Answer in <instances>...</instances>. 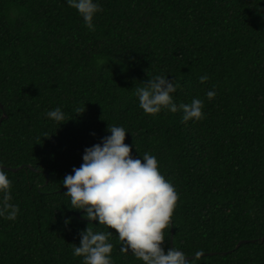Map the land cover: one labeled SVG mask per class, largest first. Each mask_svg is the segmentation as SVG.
<instances>
[{
	"label": "trees",
	"instance_id": "obj_1",
	"mask_svg": "<svg viewBox=\"0 0 264 264\" xmlns=\"http://www.w3.org/2000/svg\"><path fill=\"white\" fill-rule=\"evenodd\" d=\"M100 4L89 30L66 0H0V165L17 168L6 170L18 205L0 217V264H82L71 243L88 220L61 181L107 124L175 187L165 250L171 237L205 253L193 264H264V0ZM157 73L177 82V104L200 97L203 118L145 113L133 86ZM55 106L67 121L45 115ZM110 239L113 264H142Z\"/></svg>",
	"mask_w": 264,
	"mask_h": 264
},
{
	"label": "clouds",
	"instance_id": "obj_2",
	"mask_svg": "<svg viewBox=\"0 0 264 264\" xmlns=\"http://www.w3.org/2000/svg\"><path fill=\"white\" fill-rule=\"evenodd\" d=\"M66 3L78 12L89 30L94 29L93 18L101 10L100 0H66ZM198 79L205 81L208 76L202 74ZM133 87L139 107L147 114H157L163 109L174 113L179 109L184 121L203 118V100L193 96L190 102L177 104L172 94L178 84L165 74H154ZM214 95L213 88L205 91L208 98ZM83 109L77 107L75 114ZM45 115L59 124L67 121L60 106L47 110ZM106 133L100 142L84 148L82 162L73 166L71 173H65L61 181L71 204L67 207L82 210L81 216L88 220L78 230L79 243H71L72 255L79 256L82 264H113L110 238L115 233L122 242L120 251L131 252L142 264H193L182 249L172 246L165 250L162 245L165 229L171 225L177 192L160 172L156 156L148 151L131 154L133 143L124 142L125 133L130 132L120 124H107ZM11 197V180L7 170L0 167V217L17 216L18 205ZM70 219L66 217L65 224ZM92 221L105 227L94 229L89 226ZM200 255L198 249L193 252V257Z\"/></svg>",
	"mask_w": 264,
	"mask_h": 264
},
{
	"label": "water",
	"instance_id": "obj_3",
	"mask_svg": "<svg viewBox=\"0 0 264 264\" xmlns=\"http://www.w3.org/2000/svg\"><path fill=\"white\" fill-rule=\"evenodd\" d=\"M5 116V113L4 112H2V115L0 116V120L3 118ZM0 167H3V168H5V169H10V170H13V171H15V170H17V168L16 167H7V166H4V165H0ZM77 217H80V213L78 212L77 213ZM264 238V237H263ZM247 241H253V239H251V240H248V239H241V240H239L237 243H236V245H235V247H237L239 244H241V243H244V242H247ZM170 247H171V237H170ZM202 254H205V253H201V255ZM191 257H193V255H189V258H191Z\"/></svg>",
	"mask_w": 264,
	"mask_h": 264
}]
</instances>
